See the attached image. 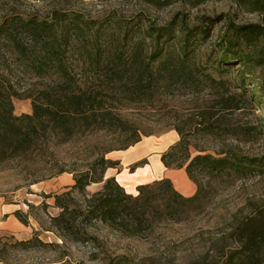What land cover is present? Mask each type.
<instances>
[{
  "label": "rangeland",
  "instance_id": "1",
  "mask_svg": "<svg viewBox=\"0 0 264 264\" xmlns=\"http://www.w3.org/2000/svg\"><path fill=\"white\" fill-rule=\"evenodd\" d=\"M23 2L21 8L26 12L46 15L51 9L49 2ZM67 7L97 22L96 26L102 25L94 33L102 54L132 46L151 50V25L158 28L176 21L179 28L184 21L192 28L209 27L192 61L216 81L195 79L191 84L161 88L153 100L134 101L115 92L102 73L93 69L85 49L73 57L80 82L100 90L116 112L138 127L142 142L152 141V149L134 171L131 167L138 161L125 165L119 160L106 170V177L115 176L128 192L134 190L129 192L133 194L140 184L159 179L157 167L146 166L148 157L153 149L159 151L160 140L162 145L167 143L164 152L176 143L180 139L177 128L188 138L192 156L232 153L264 158V36L253 44L242 42L233 47L246 57L244 61L229 58L232 63H220L227 50L221 44L233 34L234 27H264V13L251 12L235 0H207L195 7L184 1L159 7L146 0H71ZM3 13L0 5V16ZM180 38L177 31L169 44L178 46ZM8 74L15 88H29L36 95L52 83L50 78L25 76L14 66ZM13 101L15 114L32 113V98L15 97ZM227 102L240 108L223 109ZM76 130L71 137L44 133L32 151L0 161V264H209L224 242L233 215L249 212L255 202L264 199V169L257 168L235 179L213 181L207 185L202 207L182 221L162 220L142 235L128 236L101 220L89 222L80 215L75 219L76 203L67 196L65 201L71 205L67 221H75V225L67 226L65 221L61 226L54 220L61 212L55 196L66 194L75 183L74 176L97 158L111 159V152L128 149H120L128 135L118 131L84 126ZM171 132L177 137L168 144L170 136H165ZM164 138H168L166 142ZM171 170L176 169L166 168L164 176L169 177ZM102 186L103 182L92 183L87 193ZM72 192L83 202L84 194Z\"/></svg>",
  "mask_w": 264,
  "mask_h": 264
},
{
  "label": "trees",
  "instance_id": "2",
  "mask_svg": "<svg viewBox=\"0 0 264 264\" xmlns=\"http://www.w3.org/2000/svg\"><path fill=\"white\" fill-rule=\"evenodd\" d=\"M23 1L0 0L4 10L0 16V161L32 151L44 133L52 131L71 137L78 126L79 129L84 126L128 135L120 149H127L142 140L138 127L116 112L100 90L80 82V73L72 59L79 52L83 54L84 49L92 60L93 69L102 73L107 84L124 98L134 101L153 100L161 93V88L191 84L195 79L216 81L210 72L192 61L198 42L209 33L208 25L192 28L184 21L178 24L179 28L176 21L158 28L151 25L148 29V35L153 39L151 50L132 46L102 54L97 36H94L102 25L96 26L97 22L69 9L71 0H38L51 3L46 15L23 11ZM146 1L159 7L184 1L195 7L207 0ZM235 1L251 12L264 13V0ZM107 23L103 26L109 25L110 21ZM177 31L181 33L178 46L173 42L169 44ZM262 36L264 27L259 24L234 27L233 34L221 44L227 50L224 49L220 63H232L229 58L244 61L246 57L233 47L242 42L253 44ZM13 66L25 76L50 78L52 83L41 91V95L34 94L29 88L19 91L8 76ZM15 97L32 98V113L15 114ZM223 107L239 109L240 105L227 102ZM177 131L180 139L162 154L161 159L167 168L185 169L197 187L193 195L181 193L186 190L176 177L140 184L138 192L135 191L137 194L129 193L134 190L128 192L115 176H105L106 170L118 165L119 161L102 156L74 176L75 183L66 194L55 196L61 212L54 220L61 226L67 221L71 211V205L65 201L67 196L76 203L75 219L80 215L89 222L101 220L128 236L142 235L162 220L182 221L191 211L202 207L208 195L207 185L211 186L213 181L235 179L257 168L264 169L262 157L232 153L192 156L188 138L181 129L177 128ZM141 161L134 163L131 170L134 171ZM96 182H103L102 188L87 193L88 186ZM74 190L84 194L83 202L73 197ZM65 224L73 227L75 221ZM209 264H264V199L255 202L249 212L233 215L224 242Z\"/></svg>",
  "mask_w": 264,
  "mask_h": 264
},
{
  "label": "crops",
  "instance_id": "3",
  "mask_svg": "<svg viewBox=\"0 0 264 264\" xmlns=\"http://www.w3.org/2000/svg\"><path fill=\"white\" fill-rule=\"evenodd\" d=\"M170 136V137H169ZM165 137H169L168 139V144L172 143L175 139H176V134L174 132H171L169 134H167V136ZM166 138H164V141L166 142L167 140ZM145 143H148L146 146H142ZM161 140L159 143V147L156 151V149H153L155 151H153V155H151L150 157H148V161L149 163L147 165H152V167L155 169V167H157L158 172L161 173V177L159 175V179L162 177H165L164 174L166 172V166L164 165L161 157L162 154L164 153V150L167 146V143H165V145L161 144ZM152 145V141L150 139L147 140V142H138L135 146H131L130 148H128L127 150H123V151H113L109 154L108 157H110L113 160H121L123 164L125 165H130L136 161H139L140 159L146 157L148 151H150ZM142 146V147H141ZM163 146V147H162ZM139 147H141L139 149ZM146 165V166H147ZM169 177H176L180 186L185 189V192H181L182 194L186 195V196H191L196 192V185L195 183L189 179L188 175L186 174L185 170L183 169H176V170H171L169 171ZM192 181V183H191Z\"/></svg>",
  "mask_w": 264,
  "mask_h": 264
}]
</instances>
